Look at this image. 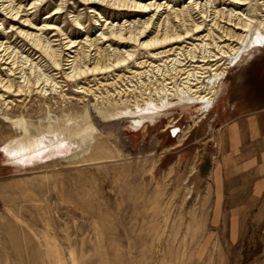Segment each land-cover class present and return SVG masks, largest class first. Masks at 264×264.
I'll return each instance as SVG.
<instances>
[{"label": "rangeland", "instance_id": "374dc122", "mask_svg": "<svg viewBox=\"0 0 264 264\" xmlns=\"http://www.w3.org/2000/svg\"><path fill=\"white\" fill-rule=\"evenodd\" d=\"M143 1L165 7L155 26L173 11L166 5L180 9L190 2ZM248 1L241 8L264 19V0ZM62 2L63 12L46 18ZM90 10L78 0H47L31 16L34 26L47 21L83 44L101 32ZM102 11L118 25L137 18L132 11ZM76 12L82 14L81 26L72 20ZM0 22L7 32L0 31V41L35 59L37 53L8 32L16 21L2 14ZM98 42L107 48L108 42ZM43 71L54 74V91L7 98L12 101L8 115L23 118L26 131L0 120V264H216L213 240L223 241L225 232L211 230L209 223L204 179L218 145L212 147L208 137L218 139L226 122L264 103V47L235 63L227 58L209 73L225 72L213 80L215 102L224 82L227 88L205 114L198 104L183 107L176 98L164 107L158 100L156 107H147L157 99L159 75L143 78L142 84L119 82L109 93L101 86L95 90L93 81L94 92L87 95L75 92L74 82L64 81L60 70L44 66ZM207 79L206 89L212 85Z\"/></svg>", "mask_w": 264, "mask_h": 264}, {"label": "bare ground", "instance_id": "6f19581e", "mask_svg": "<svg viewBox=\"0 0 264 264\" xmlns=\"http://www.w3.org/2000/svg\"><path fill=\"white\" fill-rule=\"evenodd\" d=\"M18 1L0 0V16L6 14V18L16 21L9 24L8 32L21 37L31 49L30 53L35 51L37 56L35 59L21 56L7 41H0V120L23 132L26 131L23 118L12 119L8 115L12 101L7 98L29 95L33 91V94L54 91L58 82L54 74L44 73V66L60 70L59 76L64 81L74 82L75 92L87 95L94 92L89 85L93 81L97 84L95 90L101 86L109 93L108 88L115 90L119 82L128 80L142 84L143 78L159 75L157 99L151 98L147 107H156L157 100L164 107L176 98V104L183 107L198 104V111L205 114L218 95L213 80L220 81L225 75L224 71L213 72L212 77L209 73L218 70L227 58L235 63L249 50L264 47V19H253L248 7L241 8L248 5V0H206L202 5L190 0L189 5L180 9L166 5L173 11L156 26L154 20L165 9L161 4L143 0H78L89 5L101 30L99 37L83 44L73 40L60 26L47 21L34 26L31 15L47 0H32L25 5ZM218 1L224 5L222 8L216 7ZM64 3L50 11L46 18L63 12ZM104 7L136 12L137 18L114 24L103 15ZM151 10L156 12L146 16ZM81 16V12L72 15L75 25L81 26ZM49 29L54 30L52 35H43ZM0 31L7 35L2 22ZM99 40L108 42L107 48L102 49ZM206 78V82L212 84L207 89L203 83ZM125 107L128 108L127 104ZM139 121L140 117L135 120Z\"/></svg>", "mask_w": 264, "mask_h": 264}, {"label": "crops", "instance_id": "0c3cea01", "mask_svg": "<svg viewBox=\"0 0 264 264\" xmlns=\"http://www.w3.org/2000/svg\"><path fill=\"white\" fill-rule=\"evenodd\" d=\"M246 110L219 129L204 179L211 230L225 232L216 264H264V103Z\"/></svg>", "mask_w": 264, "mask_h": 264}, {"label": "built area", "instance_id": "2783aa9c", "mask_svg": "<svg viewBox=\"0 0 264 264\" xmlns=\"http://www.w3.org/2000/svg\"><path fill=\"white\" fill-rule=\"evenodd\" d=\"M208 141H210L212 147H216L218 145V139L215 138L214 135H211L210 137H208ZM211 157L214 158L216 157V155L212 154Z\"/></svg>", "mask_w": 264, "mask_h": 264}]
</instances>
